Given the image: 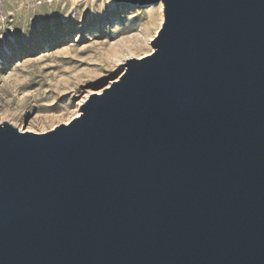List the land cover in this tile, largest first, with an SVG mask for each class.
Returning <instances> with one entry per match:
<instances>
[{"label": "water", "instance_id": "obj_1", "mask_svg": "<svg viewBox=\"0 0 264 264\" xmlns=\"http://www.w3.org/2000/svg\"><path fill=\"white\" fill-rule=\"evenodd\" d=\"M113 1L162 3L152 51L0 123V264H264V0Z\"/></svg>", "mask_w": 264, "mask_h": 264}, {"label": "rangeland", "instance_id": "obj_2", "mask_svg": "<svg viewBox=\"0 0 264 264\" xmlns=\"http://www.w3.org/2000/svg\"><path fill=\"white\" fill-rule=\"evenodd\" d=\"M160 14L158 3L0 0V123L36 133L67 123L127 59L152 51Z\"/></svg>", "mask_w": 264, "mask_h": 264}, {"label": "bare ground", "instance_id": "obj_3", "mask_svg": "<svg viewBox=\"0 0 264 264\" xmlns=\"http://www.w3.org/2000/svg\"><path fill=\"white\" fill-rule=\"evenodd\" d=\"M158 5H159V7H160V12H161V14H160V17H159V22L161 23V20H162V8H163V5H162V3L161 2H159L158 3ZM156 23V22H155ZM115 50V53H112L114 56H117V53L120 51L118 48L117 49H114ZM118 60H119V58H118ZM117 61V60H116ZM87 97V96H86ZM79 112H80V110L79 109H77L76 110V113L74 114V116H78L79 115ZM72 118V117H71ZM70 118V119H71ZM27 130H30V129H27Z\"/></svg>", "mask_w": 264, "mask_h": 264}, {"label": "snow or ice", "instance_id": "obj_4", "mask_svg": "<svg viewBox=\"0 0 264 264\" xmlns=\"http://www.w3.org/2000/svg\"><path fill=\"white\" fill-rule=\"evenodd\" d=\"M3 39V37H0V40H2Z\"/></svg>", "mask_w": 264, "mask_h": 264}]
</instances>
